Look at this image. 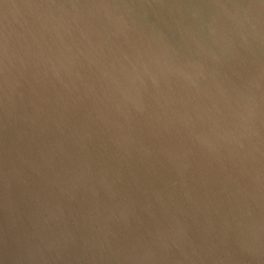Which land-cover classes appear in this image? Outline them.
<instances>
[{"label": "water", "instance_id": "water-1", "mask_svg": "<svg viewBox=\"0 0 264 264\" xmlns=\"http://www.w3.org/2000/svg\"><path fill=\"white\" fill-rule=\"evenodd\" d=\"M0 264H264V0H0Z\"/></svg>", "mask_w": 264, "mask_h": 264}]
</instances>
